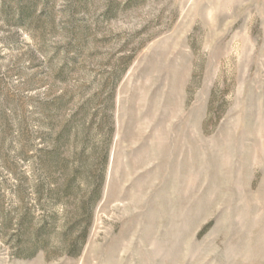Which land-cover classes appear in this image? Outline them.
I'll return each instance as SVG.
<instances>
[{"label": "rangeland", "instance_id": "374dc122", "mask_svg": "<svg viewBox=\"0 0 264 264\" xmlns=\"http://www.w3.org/2000/svg\"><path fill=\"white\" fill-rule=\"evenodd\" d=\"M0 264H264V0H0Z\"/></svg>", "mask_w": 264, "mask_h": 264}]
</instances>
